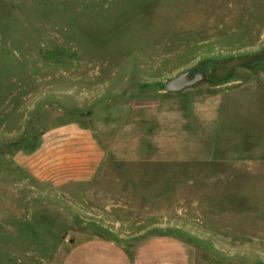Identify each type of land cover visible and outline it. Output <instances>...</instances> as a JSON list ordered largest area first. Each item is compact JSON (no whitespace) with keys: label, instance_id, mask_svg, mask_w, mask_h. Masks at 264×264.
Wrapping results in <instances>:
<instances>
[{"label":"rangeland","instance_id":"obj_1","mask_svg":"<svg viewBox=\"0 0 264 264\" xmlns=\"http://www.w3.org/2000/svg\"><path fill=\"white\" fill-rule=\"evenodd\" d=\"M184 72L201 74L202 90L229 84L226 135L215 162L155 171L153 206L166 211L155 221L213 263L264 264V0H0V264L62 256L66 218L39 203L19 163L41 131L72 119L110 127Z\"/></svg>","mask_w":264,"mask_h":264},{"label":"crops","instance_id":"obj_2","mask_svg":"<svg viewBox=\"0 0 264 264\" xmlns=\"http://www.w3.org/2000/svg\"><path fill=\"white\" fill-rule=\"evenodd\" d=\"M228 85L217 81L202 90L193 84L130 103L110 127L72 119L41 131L19 163L39 203L66 218L62 256L53 264H216L170 222L155 221V212L166 211L153 206V178L163 167L215 162L226 135L219 120L221 91ZM206 240L219 242H198ZM219 259L239 264L238 258Z\"/></svg>","mask_w":264,"mask_h":264},{"label":"water","instance_id":"obj_3","mask_svg":"<svg viewBox=\"0 0 264 264\" xmlns=\"http://www.w3.org/2000/svg\"><path fill=\"white\" fill-rule=\"evenodd\" d=\"M200 78L201 74L196 75L194 78H190L189 74L187 72H184L172 79H169L164 85V90L168 92H177L190 85H193Z\"/></svg>","mask_w":264,"mask_h":264},{"label":"flooded vegetation","instance_id":"obj_4","mask_svg":"<svg viewBox=\"0 0 264 264\" xmlns=\"http://www.w3.org/2000/svg\"><path fill=\"white\" fill-rule=\"evenodd\" d=\"M198 74H199V73L195 72L192 78H194V77H195L196 75H198Z\"/></svg>","mask_w":264,"mask_h":264}]
</instances>
